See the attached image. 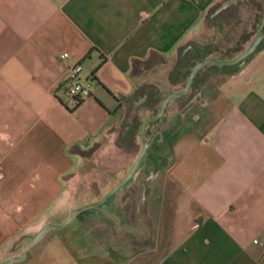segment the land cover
Segmentation results:
<instances>
[{"label":"crops","instance_id":"obj_1","mask_svg":"<svg viewBox=\"0 0 264 264\" xmlns=\"http://www.w3.org/2000/svg\"><path fill=\"white\" fill-rule=\"evenodd\" d=\"M218 1L0 0V260L47 223L84 151L121 136L125 107L137 115L132 60L176 58ZM74 63L90 91L76 105L62 93ZM234 73L145 119L161 124L112 192L128 212L114 208L111 243L94 247L76 211L23 264H264V52Z\"/></svg>","mask_w":264,"mask_h":264},{"label":"rangeland","instance_id":"obj_2","mask_svg":"<svg viewBox=\"0 0 264 264\" xmlns=\"http://www.w3.org/2000/svg\"><path fill=\"white\" fill-rule=\"evenodd\" d=\"M208 15L203 27L182 44V52H185L192 44H197L202 46L199 60L204 58L231 59L240 55L259 34H261V37L256 45V51L253 50L239 60L236 67L221 69V67L216 68L208 65L211 62L204 64L197 73L196 81L198 83L210 78L212 80L231 78V74L234 75V72L246 67L250 57L258 52L261 54L264 52V0H219ZM176 60L177 57L165 59L155 56L148 62L142 63L137 68V86L145 89L147 84H153L160 89L161 101L168 93L182 89L187 82V74L190 73L191 69L187 68L185 71L184 69H173ZM193 60L189 58L184 63H193ZM149 74H152L153 77ZM81 75H83V71ZM147 76L149 77L147 78ZM145 91L148 92L150 89L147 88ZM148 97L149 94L138 101L140 105L145 103L147 108L140 107V110L136 113L137 120L134 123L135 135L133 141H131L132 137L126 135L127 129L123 130L121 136H118L119 128L116 126L113 128L114 135L102 137L87 151H84V158L80 165L62 180L59 199L54 208H48V211L45 212L43 219H46L47 223L43 224L41 228L47 224L59 225L67 219L73 209L85 206L77 211V218L83 222L84 229L87 230L86 236H90V240L95 243L93 244L94 247L97 240L103 246H106L108 242L111 243L108 230L113 228V210L114 208L117 212L124 210L127 214V208L114 206L113 193L106 197L104 201L95 205L89 206L88 204L99 200L127 174L143 147V139H146L145 137L149 135L153 128L155 130L160 126L161 120H145L154 111L157 110L158 112L161 104V101L147 104ZM127 107H125L121 122L129 123L134 115V111L132 109L128 110ZM143 122L145 123L143 127L144 138H140ZM131 176L125 182H130ZM132 193L134 192L132 191ZM118 221H122V219H118ZM124 228L119 229L124 230ZM54 230V228H48L36 241L30 244L27 243L38 231L19 235L9 244L8 252L0 262L23 264L36 248L47 241ZM98 230L100 238L97 235ZM104 231L106 234L103 233ZM27 246H29V250L24 257L23 251ZM18 259L20 261H16Z\"/></svg>","mask_w":264,"mask_h":264},{"label":"trees","instance_id":"obj_3","mask_svg":"<svg viewBox=\"0 0 264 264\" xmlns=\"http://www.w3.org/2000/svg\"><path fill=\"white\" fill-rule=\"evenodd\" d=\"M214 8V5L211 7L209 13L213 10ZM208 13V14H209ZM209 16V15H207ZM257 48V47H256ZM182 47H180V49L178 50V54H177V60H176V63H175V66L173 67V69H179V70H182L184 69V71L188 68V69H192L193 66L197 63L196 61L199 60V58H201V52H202V46L200 45H197V44H192L189 48H187V50L185 52H182ZM256 50V49H255ZM155 56H159L157 54H151V56L149 58H147L146 60H140V59H133L132 62H131V73H132V76L136 79H138V74H137V68L138 66H140L142 63H145V62H148L152 57H155ZM194 59L192 62L193 63H187L184 61L187 59ZM206 59V58H204ZM232 59V58H231ZM203 60V59H202ZM221 60V59H219ZM224 60H229V59H224ZM201 61V60H199ZM198 61V62H199ZM206 64V63H205ZM238 63L235 62V63H232V64H227V65H221V64H217L215 62H211L209 63L208 65H211V66H214L216 68L218 67H221V69H225V68H231V67H236ZM203 66V65H202ZM201 66V67H202ZM200 67V68H201ZM191 72V70H190ZM199 72V69L197 70V72L195 73L194 77H193V80L191 82V85H190V89L192 88H197L198 86V81H196V77H197V73ZM189 72L187 74V76L189 77ZM188 80V78H187ZM187 83V82H186ZM186 85V84H185ZM184 88V87H183ZM181 90V89H180ZM142 88H138L137 90V93L135 95L136 99L140 98V97H144V95L148 96V94H146L145 92H142ZM174 92V91H173ZM171 93V92H170ZM81 100H78L76 102H74V105L78 104ZM147 104L148 103H154V102H159L161 101V98L159 96V94H157L156 91H154L153 93H150L149 94V97L147 98ZM162 102V101H161ZM140 107H144V108H147V105L145 103H143L142 105L138 106L137 109H136V113L138 112V110H140ZM160 109V108H159ZM159 112V110H158ZM157 110L154 111L152 113V115L150 116H156L158 114ZM154 114V115H153ZM137 120V116H134L132 118V123H136L135 121ZM156 120V119H155ZM158 120V118H157ZM132 123H124V129H127V130H131L132 129Z\"/></svg>","mask_w":264,"mask_h":264},{"label":"water","instance_id":"obj_4","mask_svg":"<svg viewBox=\"0 0 264 264\" xmlns=\"http://www.w3.org/2000/svg\"><path fill=\"white\" fill-rule=\"evenodd\" d=\"M260 37H261V34H259V35L255 38V40L252 41V43L249 45V47H248L247 49H245L243 52L240 53V55H238V56H236V57H234V58H232V59L221 61V60H215V59H213V58H206V59H203V60L197 62V63L193 66V68L191 69V72H190V74H189V77H188L187 83H186V85L184 86V88H182L181 90H177V91L171 92V93L167 94V95L163 98V100H162V102H161L160 110H159L157 116L162 115L163 110H164L166 104L168 103V101H169L172 97H174V96H176V95H179V94H181V93H184V92H186V91L189 89V87H190V85H191V82H192V80H193V77H194L195 73L197 72V70H198L202 65H204L205 63H208V62H215V63H217V64H221V65H227V64H232V63L238 62L239 60H241L242 58H244L245 56H247L250 52H252V51L256 48V45L258 44V41H259ZM143 125H144V124H143ZM141 137L144 138L142 132H141ZM146 146H147V142L143 139V147H142L140 153H138V155H137V157L135 158L134 162L132 163L131 167L129 168L127 174H126V175H125V176H124V177H123V178H122V179H121V180H120V181H119V182H118L113 188H111L108 192H106V193H105V194H104L99 200H97V201H95V202H92V203L88 204L89 206H90V205H95V204H97V203L103 201V200H104L106 197H108V196H109V195H110V194H111L116 188H118L122 183H124V182H125L130 176H131V174H132L134 168L136 167L138 161L141 160V157H142L143 153L145 152ZM88 205H86V206H88ZM83 207H85V206H81V207H78V208H76V209H73V210L70 212L69 216L67 217V219H66L65 221L70 220L71 217L73 216V214H74L76 211L82 209ZM48 226H55V225H51V224L44 225V226H43V227H42V228H41V229L35 234V236H33V238H32L27 244H30L31 242H33V241H34V240H35V239H36V238H37V237H38V236L44 231V229H46ZM2 263H3V262H0V264H2Z\"/></svg>","mask_w":264,"mask_h":264},{"label":"built area","instance_id":"obj_5","mask_svg":"<svg viewBox=\"0 0 264 264\" xmlns=\"http://www.w3.org/2000/svg\"><path fill=\"white\" fill-rule=\"evenodd\" d=\"M68 56L66 52L59 54L61 59H65ZM81 67L79 63H74L66 67L64 80L62 82V93L63 95L73 102L82 100L87 97L90 93L87 81L81 75ZM257 242L256 239L253 240Z\"/></svg>","mask_w":264,"mask_h":264}]
</instances>
